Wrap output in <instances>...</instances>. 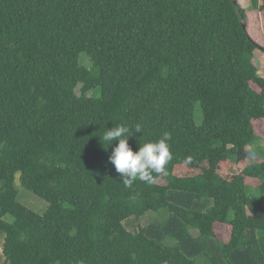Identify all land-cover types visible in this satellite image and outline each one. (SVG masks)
Masks as SVG:
<instances>
[{"label": "trees", "instance_id": "trees-1", "mask_svg": "<svg viewBox=\"0 0 264 264\" xmlns=\"http://www.w3.org/2000/svg\"><path fill=\"white\" fill-rule=\"evenodd\" d=\"M237 2L0 0V264H264V33ZM113 125L171 133L154 183L124 185Z\"/></svg>", "mask_w": 264, "mask_h": 264}, {"label": "clouds", "instance_id": "clouds-1", "mask_svg": "<svg viewBox=\"0 0 264 264\" xmlns=\"http://www.w3.org/2000/svg\"><path fill=\"white\" fill-rule=\"evenodd\" d=\"M142 126L137 124L135 132H140ZM129 129L124 125H113L103 134V141L108 145L118 141L114 146L109 162L114 166L116 173L122 177V182L126 187H130L137 179L152 184L155 182L153 173L160 174L165 171L166 164L172 158L169 141L172 139L171 133L164 132L158 140L140 141L137 151L129 145L127 133ZM101 137V136H100Z\"/></svg>", "mask_w": 264, "mask_h": 264}, {"label": "rangeland", "instance_id": "rangeland-1", "mask_svg": "<svg viewBox=\"0 0 264 264\" xmlns=\"http://www.w3.org/2000/svg\"><path fill=\"white\" fill-rule=\"evenodd\" d=\"M238 1L242 7L248 9V17H249V20H251L250 23H251L253 33H257L258 31L259 34H263L264 26L263 25L261 26V24L264 23V12L255 11V9L251 7V2L249 0H238ZM254 37L260 42V45H264V39L263 37H261V35H257ZM82 63L87 66H89L90 64L89 59L85 55L82 56ZM254 63L258 67L260 75L264 77V47L262 49V47L260 46L255 50ZM80 88H81V85H79L78 87L79 93H80ZM96 91H97L96 96H99V93H100L99 90H96ZM88 94L91 95L93 94V92H89ZM201 118H202V114L200 111V107L198 106L196 110V120L198 121V123L202 121ZM261 144L264 145V142L263 143L261 142ZM247 149L251 150L252 155L249 158H247L245 162L241 163L240 169L243 168L244 165L257 160L259 157L257 147L254 148V147L248 146ZM19 176H20V173L17 174V178H16V185L19 191V195H18L19 201L38 213H41V214L44 213L48 207V203L44 199L39 197L38 195L34 194L30 190L23 187L19 180ZM165 215H166L165 212H148L141 218L140 222L146 225V224L160 220L161 218L165 217ZM216 229L219 234V237L223 240H226L230 232L229 226L219 225V226H216ZM192 231L193 233L197 234L194 230ZM3 242H4V235L0 234V254L1 255H2V249H3L2 248ZM168 242H171V240L168 239L166 243ZM2 261H3V258H2Z\"/></svg>", "mask_w": 264, "mask_h": 264}, {"label": "water", "instance_id": "water-1", "mask_svg": "<svg viewBox=\"0 0 264 264\" xmlns=\"http://www.w3.org/2000/svg\"><path fill=\"white\" fill-rule=\"evenodd\" d=\"M233 2H234V4H235V6L238 8V2H237V0H233ZM242 19V18H241ZM242 25H243V28L245 29V30H247V24H246V22L242 19Z\"/></svg>", "mask_w": 264, "mask_h": 264}]
</instances>
